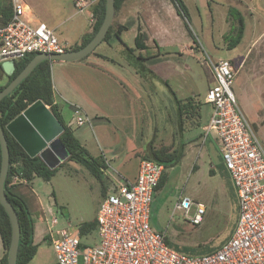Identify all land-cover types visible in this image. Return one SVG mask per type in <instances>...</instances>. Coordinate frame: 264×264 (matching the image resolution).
I'll list each match as a JSON object with an SVG mask.
<instances>
[{
	"label": "rangeland",
	"instance_id": "374dc122",
	"mask_svg": "<svg viewBox=\"0 0 264 264\" xmlns=\"http://www.w3.org/2000/svg\"><path fill=\"white\" fill-rule=\"evenodd\" d=\"M18 1L27 7L26 20L39 19L57 26L55 31L48 28L56 38L69 43L76 39L77 26H83L82 20L87 18L86 14H75L71 0ZM181 1L188 9L187 20L177 15L172 0H125L112 21L114 28H129L120 33L122 43L111 37L109 43L101 42L94 53L81 60L50 62V80L63 120L90 155L103 158L105 173L112 175L132 174L151 141L155 149L177 148L181 138L178 134L173 137L175 98L200 104L199 119H186L184 123L182 140H188L184 156L166 169L165 184L150 207L151 226L164 232L168 247L188 257H200L217 251L231 237L239 217L236 190L224 166L219 142L208 139L201 145L199 135L210 113L203 102L212 82L208 60H231L236 53L246 51L264 30V1L246 3L252 9L250 17L246 8L240 10L246 31L233 50H228L226 36L236 24L228 15L234 4ZM138 31L146 35L145 51L135 49ZM4 82L0 79V84ZM263 83L255 82L241 99L236 96L234 83L232 92L264 149ZM259 88L262 90L256 91ZM82 113L90 125L78 127L73 120ZM63 162L48 182L34 179L25 196L38 244L30 264L54 263L49 243L39 237L43 229L75 234L82 223L96 217L102 197L99 180L81 165ZM185 198L193 203L187 216L175 209ZM198 204L204 213L201 222L193 225L190 219ZM38 211L44 213L41 220ZM52 218L57 224L51 227ZM81 241L85 245L97 243L96 232Z\"/></svg>",
	"mask_w": 264,
	"mask_h": 264
},
{
	"label": "built area",
	"instance_id": "2783aa9c",
	"mask_svg": "<svg viewBox=\"0 0 264 264\" xmlns=\"http://www.w3.org/2000/svg\"><path fill=\"white\" fill-rule=\"evenodd\" d=\"M101 0H73L76 14L87 15L95 23L93 9ZM12 17L0 25V66L15 64L30 55L62 54L70 46L56 38L42 22L26 20L25 6L11 0ZM214 80L204 96L210 106L208 122L202 127V144L217 139L225 168L238 199L239 217L231 237L215 252L188 257L171 250L164 232L150 226V207L164 167L141 160L136 179L111 188L101 199L97 214L98 242L81 247V239L67 230L52 232L51 247L55 264H264V149L241 111L232 92L236 69L229 60H208ZM81 127L90 125L86 114L73 120ZM17 180L14 177L13 182ZM192 202L185 198L176 204L187 216ZM203 207L196 205L190 222L198 225ZM57 224L52 218L50 226Z\"/></svg>",
	"mask_w": 264,
	"mask_h": 264
},
{
	"label": "trees",
	"instance_id": "16d2710c",
	"mask_svg": "<svg viewBox=\"0 0 264 264\" xmlns=\"http://www.w3.org/2000/svg\"><path fill=\"white\" fill-rule=\"evenodd\" d=\"M124 1L125 0H114L115 12L120 10ZM172 1L176 7L177 15H179L182 19L187 20L188 11L182 1ZM93 11L95 13V23L91 27V30L88 33L83 34L79 42L70 45L66 51H77L83 48L92 40V38L98 32L104 18L105 0H101L99 4L93 9ZM228 15L232 19V21L236 23L235 25L231 26L228 32V36H226L229 50L236 47L240 43L245 27L243 18L239 11L231 8L228 11ZM11 17V0H0V25H6L10 21ZM186 28L188 30V34L192 36L187 25ZM128 29L129 28L125 25L117 26V28H114V25L111 24L102 42L109 43V39L111 37H114L120 43H122L120 39V33ZM145 41L146 35L138 31L136 36L134 37L135 49L139 51L147 50ZM35 56L36 55H30L27 58L17 62L15 64V70L13 74L11 76H7L6 81L0 85V91L3 90V88H5ZM36 101H41L45 106H47L52 116L63 126V132L59 136V141L68 154L66 161L81 165L90 173V175L99 180L101 184L104 181V172L107 168L102 157H94L89 154L85 147L74 136V133L71 130L70 126H68L63 120L60 110L53 99V91L50 80V62H40L27 76L26 79H24L9 95L4 97L0 101V127L4 132L9 151V166L3 184V189L8 202L11 204L16 213L20 229L18 251L15 264H30L37 253L38 247V244H34L35 226L26 200L24 196L16 192L15 188L19 184H24L26 187L31 188L32 182L36 178L48 182L54 176L57 170V167L55 169H49L39 157H29L22 149V147L6 130V126L12 120L18 117L24 110H26ZM175 104L177 119L175 121L176 128L173 133V137L178 134L182 139L185 120L192 119L194 117H197L199 119L200 104L192 103V99H189L186 102H182L177 100L176 98ZM200 138H202V132ZM187 141H179L177 148L167 147L155 149L152 145V141L148 144L146 150L144 151L142 160H150L164 167V171L159 180L158 186L154 190L153 197H155L156 192H158L165 184L166 169L177 165L183 158L184 148L188 144ZM63 164L64 162H62L60 166ZM14 177L17 178L15 182H13ZM101 191L104 197L107 191L105 189ZM93 232L97 233L96 218L90 222L82 223L77 229V233L80 239L91 235ZM10 239L11 224L7 213L0 204V242L4 252L2 258L0 259V264H7ZM48 239L49 236H45L43 238V241L45 240L48 242ZM165 241L168 245L166 237ZM84 246L85 244L81 241V247Z\"/></svg>",
	"mask_w": 264,
	"mask_h": 264
},
{
	"label": "water",
	"instance_id": "95a60500",
	"mask_svg": "<svg viewBox=\"0 0 264 264\" xmlns=\"http://www.w3.org/2000/svg\"><path fill=\"white\" fill-rule=\"evenodd\" d=\"M114 12V0H105L103 21L98 32L87 45L77 51H66L62 54L36 55L25 66V68L5 88H3V90L0 91V101L9 95L24 79H26L40 62L77 61L91 54L105 38L108 29L112 24ZM0 68L6 76H11L15 70V63L12 61L5 62L1 64ZM6 130L29 157H39L49 169H55L68 157L65 148L59 141V136L63 132V126L52 116L47 106L41 101H36L24 110L6 126ZM0 150V204L7 213L11 224V239L8 248L7 264H15L20 229L16 213L8 202L3 189L9 166V151L1 127Z\"/></svg>",
	"mask_w": 264,
	"mask_h": 264
},
{
	"label": "crops",
	"instance_id": "0c3cea01",
	"mask_svg": "<svg viewBox=\"0 0 264 264\" xmlns=\"http://www.w3.org/2000/svg\"><path fill=\"white\" fill-rule=\"evenodd\" d=\"M209 1H220V2H226V3H229V4H234L236 7H234V9L236 8L237 11L240 12L241 9L243 8H246V10L249 12V15L247 14V16L250 17L251 15V12H252V9L250 7H246V3H252L254 1H257V2H260V1H264V0H209ZM71 3H72V7H73V0H71ZM74 9V8H73ZM187 9V8H186ZM27 10V7H25V11ZM188 10V9H187ZM246 10H244L246 12ZM76 14V13H75ZM242 16V14H241ZM29 22L31 23H37V22H42L40 21L39 19H34L33 21H30L28 20ZM84 22V25L80 26H77V30H76V39H74V41L72 43H69L67 40H61L58 38L59 41L61 42H66L68 43L69 45H72V44H75V43H78L81 36L85 33H88L90 31V27H89V24H88V21H87V18L86 19H83L82 20ZM44 24H46L45 22H42ZM47 27L51 28L53 31H55L56 27L55 25H47ZM82 27V28H81ZM81 28V29H80ZM245 31L244 30V33H243V37L245 35ZM242 37V38H243ZM242 40V39H241ZM241 42V41H240ZM240 44V43H239ZM238 44V45H239ZM237 45V46H238ZM236 46V47H237ZM236 47L234 48H231L229 50H233V49H236ZM233 65L234 67L237 68V72H238V75L237 77L235 78L234 80V85H235V92H236V96L238 97V99L240 98H244L245 97V91L248 90L249 88L253 87L254 88V84L255 82H259V84L262 82V80H264V30H262L260 32V35L253 39L250 43H249V46L247 47L246 51H241V52H238L236 53L233 58L231 60H229ZM256 68H259V69H256ZM6 75L2 72L1 68H0V79H4L6 81ZM214 80L212 78V82L211 84H213ZM210 84V85H211ZM264 84V83H263ZM1 85V84H0ZM209 85V86H210ZM262 88V87H260ZM259 89H257L256 91H261ZM207 91V90H206ZM264 91V90H263ZM240 92H242V94H240ZM264 94V92H263ZM262 94V95H263ZM54 102L57 104V102L54 100ZM204 102V101H203ZM205 104V103H204ZM207 105V104H206ZM58 106V105H57ZM210 109V106L207 105ZM48 108V107H47ZM210 113H211V109H210ZM210 113H209V116H210ZM101 118H104L101 116ZM208 120H209V117H208ZM208 122V121H207ZM206 122V123H207ZM205 123V124H206ZM203 124L201 126V131H202V127L205 125ZM201 135V133L199 134ZM195 139V138H194ZM208 139L212 140V141H215L217 139L213 138V137H209ZM208 139L205 141L204 144H207L209 141ZM201 140V139H200ZM180 141L183 142L182 139H180ZM190 141V140H189ZM208 141V142H207ZM188 142V141H187ZM218 142V141H217ZM216 142V144H217ZM201 145L202 144V140H201ZM218 146V145H217ZM220 147V146H219ZM185 149V148H184ZM219 149V148H218ZM207 150V149H206ZM137 171H138V168L137 166L135 167L134 169V172L132 174H127V175H121V174H108V173H105L104 172V181L101 185V190L105 189L107 192L113 188L114 186L124 182V181H130V182H133L135 179H136V176H137ZM29 187H26L24 184H19L15 190L16 192H18L19 194H21L22 196H26L27 193H29ZM102 192V191H101ZM101 196L103 197V195L101 194ZM101 197V199H102ZM101 202V201H100ZM100 205V203H99ZM99 208V207H98ZM98 211V210H97ZM37 216H38V220H41L43 218V212L42 211H38L37 212ZM97 214V212H96ZM35 226V225H34ZM150 226H151V222H150ZM152 227V226H151ZM155 230V229H154ZM156 231V230H155ZM158 232H163V231H158ZM45 236H49L48 235V229H43L41 232H40V238H43ZM48 242H49V245H50V248L52 250V247H51V242H52V238L49 236V239H48ZM34 244H36L35 242V233H34ZM3 248H2V245H1V242H0V259L2 258L3 256ZM52 254H53V257H54V253L52 251ZM55 264V258H54V263Z\"/></svg>",
	"mask_w": 264,
	"mask_h": 264
}]
</instances>
